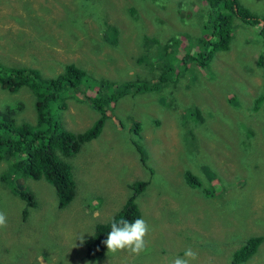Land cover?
<instances>
[{"label": "rangeland", "instance_id": "obj_1", "mask_svg": "<svg viewBox=\"0 0 264 264\" xmlns=\"http://www.w3.org/2000/svg\"><path fill=\"white\" fill-rule=\"evenodd\" d=\"M236 1L264 17V0ZM142 4L0 0V65L34 69L46 79L74 64L87 78L107 82L110 93L126 82L150 87L162 64L154 63L159 53L147 39L168 46L176 38L177 59L196 52L184 39L207 31L206 4L156 0L144 11ZM231 25L227 49L205 67L188 63L185 73L175 78L174 71L163 86L128 90L109 105L97 138L68 159L75 189L63 209L43 179L9 173L2 179L8 168L0 161V212L6 216L0 264H170L189 247L198 253L194 264H231L252 236L263 241L246 264H264V69L256 65L264 43L237 18ZM106 26L117 27L115 33ZM89 87L67 91L63 110L53 104L51 115L62 130L80 133L99 117L84 100L94 89ZM16 103V122L32 123L31 94L0 90V110ZM194 111L199 119L191 117ZM185 173L198 188L185 184ZM143 181L147 186L135 203L150 227L145 250L113 254L105 247L100 261L86 260L83 240L122 207L130 184ZM13 188L32 195L35 206L25 216Z\"/></svg>", "mask_w": 264, "mask_h": 264}, {"label": "trees", "instance_id": "obj_2", "mask_svg": "<svg viewBox=\"0 0 264 264\" xmlns=\"http://www.w3.org/2000/svg\"><path fill=\"white\" fill-rule=\"evenodd\" d=\"M155 1L142 0V11L149 9ZM202 1L206 4L203 28L207 31L202 36L184 39L187 49L195 48L196 52L185 53L180 59H177L173 56L175 54L173 48L178 44L176 38L170 40L171 44L168 46L159 45L154 38L147 39L155 45L159 53L158 59L154 60V63L162 64L159 67L160 73L157 75L156 81L150 87H146L144 84L136 86L126 82L115 85L110 93L107 84H105L107 82L87 78L82 68L74 64L65 65L60 75L46 79L42 78L40 73L34 69L2 67L0 65V90L8 93H16L23 88L27 90L32 97L34 113L32 123L16 122L15 114L20 108V103L8 105L0 110V161H4L8 168L1 178L4 179L5 174L9 173L18 176V178L34 181L43 179L53 187L57 209H63L72 200L75 189L68 159L75 156L83 144L97 138L109 105H112L117 98L127 94L128 90L144 92L157 89L170 81L174 71L177 72L173 75L175 78H178L181 73H185L188 63L194 64L197 68L205 67L216 52L227 49L231 40V23L234 18L246 26L255 28L256 35L264 43V17L252 15L236 0ZM116 28L115 26L111 28L106 26V29H112L113 33ZM143 60L144 57L141 56L136 62L141 63ZM256 65L264 69V49L258 53ZM174 81L176 82V80ZM83 83H88L90 87L92 86L91 88H94L93 91H89V87V92L85 91L86 88L83 89V93H91L84 95V100L86 99L87 104L99 117L84 131L72 134L60 128L58 122L51 115V110L54 108L53 104L57 105L55 107L57 110H63L66 92L70 90L76 93ZM262 101L263 98L258 97L257 102L261 103ZM191 117L199 119L200 116L194 111L191 113ZM184 181L188 187H199L188 173H185ZM146 186L147 182L145 181L130 184L128 186L130 195L122 207L112 215L108 222L96 225L92 235L83 240L86 260L98 262L103 258L106 247L104 241L111 230L113 220L119 221L123 218L133 221L140 218L135 199L144 192ZM12 191L25 203L26 208L23 210V216H25L26 210L35 206L32 195L28 191H18L14 188ZM262 241L263 238L259 236L247 238L243 245L232 254L231 264L248 263Z\"/></svg>", "mask_w": 264, "mask_h": 264}, {"label": "clouds", "instance_id": "obj_3", "mask_svg": "<svg viewBox=\"0 0 264 264\" xmlns=\"http://www.w3.org/2000/svg\"><path fill=\"white\" fill-rule=\"evenodd\" d=\"M5 226L6 216L3 212H0V228ZM149 233L150 227L143 218H137L133 221L121 218L119 221L113 220L111 230L104 243L108 252L113 254L121 250L139 254L146 248V237ZM197 259L198 253L189 247L184 250L182 257L174 258L170 264H194Z\"/></svg>", "mask_w": 264, "mask_h": 264}]
</instances>
